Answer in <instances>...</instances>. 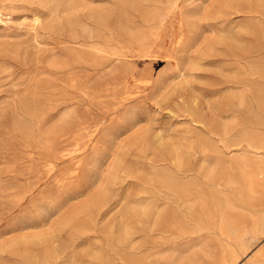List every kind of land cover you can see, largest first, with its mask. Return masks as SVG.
Here are the masks:
<instances>
[{
  "label": "rangeland",
  "instance_id": "1",
  "mask_svg": "<svg viewBox=\"0 0 264 264\" xmlns=\"http://www.w3.org/2000/svg\"><path fill=\"white\" fill-rule=\"evenodd\" d=\"M263 250L264 0H0V264Z\"/></svg>",
  "mask_w": 264,
  "mask_h": 264
},
{
  "label": "bare ground",
  "instance_id": "2",
  "mask_svg": "<svg viewBox=\"0 0 264 264\" xmlns=\"http://www.w3.org/2000/svg\"><path fill=\"white\" fill-rule=\"evenodd\" d=\"M9 18V17H8ZM192 78V77H191ZM257 149H259V148H257ZM260 150H262L263 151V149L261 148ZM259 150V151H260ZM258 151V152H259ZM67 152V151H66ZM69 153V152H68ZM85 194V193H84ZM145 207V206H144ZM143 207V208H144ZM145 210V209H144ZM150 210V209H149ZM145 212H147V211H145ZM236 254V253H235ZM238 258V257H237ZM252 262V261H251ZM256 264H264V250L263 251H260L258 254H257V256H256Z\"/></svg>",
  "mask_w": 264,
  "mask_h": 264
}]
</instances>
